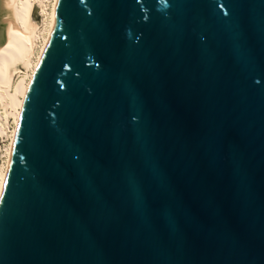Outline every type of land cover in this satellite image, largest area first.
Segmentation results:
<instances>
[{"label":"water","instance_id":"95a60500","mask_svg":"<svg viewBox=\"0 0 264 264\" xmlns=\"http://www.w3.org/2000/svg\"><path fill=\"white\" fill-rule=\"evenodd\" d=\"M0 264H264V0H57Z\"/></svg>","mask_w":264,"mask_h":264},{"label":"bare ground","instance_id":"6f19581e","mask_svg":"<svg viewBox=\"0 0 264 264\" xmlns=\"http://www.w3.org/2000/svg\"><path fill=\"white\" fill-rule=\"evenodd\" d=\"M12 31L0 55V137L7 136V163L0 165V199L13 159L24 107L48 41L57 0H8ZM1 139V138H0Z\"/></svg>","mask_w":264,"mask_h":264},{"label":"built area","instance_id":"2783aa9c","mask_svg":"<svg viewBox=\"0 0 264 264\" xmlns=\"http://www.w3.org/2000/svg\"><path fill=\"white\" fill-rule=\"evenodd\" d=\"M13 128V124L11 122V124L9 125L8 129ZM11 130H8V134L10 135ZM7 134V136H8ZM7 136H1L0 138V165H4L5 163H7V154H6V148L8 147L9 143H10V138Z\"/></svg>","mask_w":264,"mask_h":264},{"label":"rangeland","instance_id":"374dc122","mask_svg":"<svg viewBox=\"0 0 264 264\" xmlns=\"http://www.w3.org/2000/svg\"><path fill=\"white\" fill-rule=\"evenodd\" d=\"M11 124V123H10Z\"/></svg>","mask_w":264,"mask_h":264}]
</instances>
